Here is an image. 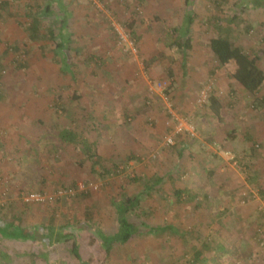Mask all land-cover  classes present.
<instances>
[{
    "label": "rangeland",
    "instance_id": "rangeland-1",
    "mask_svg": "<svg viewBox=\"0 0 264 264\" xmlns=\"http://www.w3.org/2000/svg\"><path fill=\"white\" fill-rule=\"evenodd\" d=\"M48 3L52 13L46 15L47 25L69 38L66 53L74 74L62 70L49 34L36 41L28 34V12ZM189 14L194 48L187 50L177 72L174 64L184 53L172 43L180 39L178 27ZM218 23L231 28L233 43L264 70V0L258 5L250 0H0V223L36 231L31 233L35 240H22L19 248L10 246L17 240L0 234V264H186L193 259V244L200 247L205 239L228 246L233 242L226 238L236 237L234 233L243 239L239 254L216 258L211 250L204 264H264V141L255 142L250 172L235 166L225 152L240 158L233 149L245 152L253 142L221 143L228 130L245 131L249 121L262 125L251 102L253 96L264 97V85L251 94L232 79L235 62L218 65L210 47ZM171 31L176 35L171 37ZM208 84L209 94L225 105V120L214 118L207 103L199 102ZM181 85L188 92L176 93ZM169 107L196 127L199 139L188 138L190 146L182 154L179 136L174 144L164 143L173 125ZM66 129L96 142L104 166L115 162L122 172L93 173L83 145L62 141ZM159 175L164 177L159 187L143 192L148 179L153 183ZM176 187L207 193L211 205L177 202ZM61 188L75 193L57 195ZM30 192L47 198L28 202ZM122 192L141 194L148 224L199 227L204 239L198 240L196 231L190 242L171 232L145 234L105 251L97 229L116 232V202ZM219 199L225 216L218 217L214 202ZM85 220L87 228L80 225ZM216 222H221V232ZM49 236L52 242H47ZM73 242L81 259L72 252Z\"/></svg>",
    "mask_w": 264,
    "mask_h": 264
},
{
    "label": "trees",
    "instance_id": "trees-1",
    "mask_svg": "<svg viewBox=\"0 0 264 264\" xmlns=\"http://www.w3.org/2000/svg\"><path fill=\"white\" fill-rule=\"evenodd\" d=\"M190 0H186V3H188ZM261 0H250V2L258 5ZM4 3V2H3ZM52 13V3H48L45 6H38L36 8H31V10L28 12V34L32 40H40L42 39L43 35L49 34V36L52 38V40L56 43V49L58 50V54L60 55V61L63 64L62 70L64 72L73 73L71 69V64L68 62V43L69 38L66 37V33L61 30L58 33H55L54 29L49 27L47 24L46 15L47 13ZM67 15V14H66ZM66 17H63V20L61 22L62 27H66ZM193 22V16L191 14L187 15L186 22L184 25L179 27L180 34L183 37H186V30L190 27V24ZM217 31L219 32L216 36L212 37L210 40V47L212 52L214 53V56L218 62L219 66H224L226 64H229L231 62L236 63L235 70L231 73V77L234 78L240 85L244 87V89L251 93L256 94L258 93L263 85H264V70L257 64L256 59L246 52L243 47L240 45H236L233 43L230 37L231 28H229L228 25H223L221 23L217 24ZM62 38V41H60L58 38ZM183 46L184 48H190L191 43L188 38L183 40ZM58 54L56 56H58ZM89 61L92 60L91 57L87 58ZM66 65L68 67H66ZM260 103V102H259ZM261 106V104H259ZM207 106L209 109L210 114L216 118L217 120L223 119V103L221 98L216 95L215 93H212L209 96ZM257 106V104H256ZM129 121H131V118H128ZM238 129L233 128L229 131H227L225 136V141L235 140L236 134ZM81 137V138H80ZM185 137L188 138H195L196 136H190L189 134H181L179 135V138ZM215 138V137H213ZM61 139L65 144H82L83 152L85 153V157L91 161V169L92 172L97 174L98 176L105 177L107 174H118V172H122L123 168H120L118 163H111L112 165L107 168L104 166L102 162V156L98 153L96 149V142H90L88 139L84 138L82 136V133H78L75 131H70L69 129H66L61 132ZM185 139V140H186ZM2 139H0L1 141ZM248 141H252L253 138L250 136H247ZM253 142V141H252ZM1 145V142H0ZM223 147H226L224 143H222ZM256 148L255 142H253V145L250 147L249 150L242 152L236 150V147L233 149L236 152H238L242 157L237 158L239 161V167L241 169L246 168L247 171H251V162L250 157H253L254 151ZM179 153V152H178ZM182 154V152H180ZM132 156H135V154H132ZM238 157V156H237ZM132 158V157H131ZM134 158V157H133ZM102 170V171H101ZM212 174V173H209ZM167 178H172L171 174L166 175ZM133 181H137V177H132ZM164 177L162 175H159L155 177L153 183L150 181L151 179H148V182L145 183L144 188L145 190L143 192H152L155 188H158L162 182ZM250 183H254L253 179L250 177ZM254 187H258V184H254ZM142 192V193H143ZM176 201L177 202H192L195 203V206L201 207V204L203 203L205 208H208L211 205V201L209 202L210 198L207 193L204 192H198V191H190L186 187H176L173 191ZM141 194H133L128 195L125 192H122L120 195H118L117 202H116V212H117V227L115 233L112 234H106L102 230L97 229V234L100 240L104 244L105 251H110V248L114 245H124L128 242H130L134 237L136 236H143L145 234H160L165 232H171L174 233L175 236H178L186 242H190V237H193V233L198 230L196 228L194 231L190 228H182L176 226L174 223H168L164 225H150L147 222L144 221V219H147L149 215V209L146 208V206L143 204V199L140 196ZM187 196V197H186ZM216 206V210L220 212L218 214V217L221 215H226L224 212L220 210L219 204H221V199L214 202ZM202 206V207H203ZM227 211V209H226ZM137 218V221L133 218ZM93 219V218H92ZM141 219L140 221H138ZM209 221V223H211ZM79 223V222H78ZM208 223V224H209ZM6 227L4 229L14 228L15 232L18 235L26 236L28 237L24 231V228L20 223L15 222H9L6 223ZM89 223L87 220L80 223L82 227L87 226ZM84 225V226H83ZM215 225H217L218 230L221 232V222H216ZM87 228V227H84ZM28 234H35L36 231H32L30 233V228L27 229ZM203 230V229H202ZM201 230V231H202ZM201 231L198 232V240L199 238L201 240L204 239V237L201 236ZM53 230H50L49 233L52 235ZM203 232V231H202ZM200 233V234H199ZM224 233V232H223ZM225 236H229V234L224 233ZM236 237H233L230 235V238H226L228 241L229 239H233V243L226 246L222 241H216L215 245L213 242H207L202 241L201 246L199 247L198 244H193L191 246V250L194 251L193 259L187 260L186 264H204L207 260V253L211 250H214L216 253V258L220 257L222 258V255H226L228 252L232 253L233 256L239 254L240 247L238 246V243L242 241L243 239L241 237H237V233H234ZM203 235V234H202ZM35 236V235H34ZM36 237V236H35ZM50 242H52L51 236L48 237ZM242 243V242H241ZM197 247V249H195ZM233 248V249H232ZM239 248V249H238ZM238 249V250H236ZM236 250V251H235ZM72 252L74 255L81 259L80 252H79V246L73 242L72 243ZM84 262V261H83ZM85 264H90V262L85 261ZM221 264V263H219Z\"/></svg>",
    "mask_w": 264,
    "mask_h": 264
},
{
    "label": "crops",
    "instance_id": "crops-1",
    "mask_svg": "<svg viewBox=\"0 0 264 264\" xmlns=\"http://www.w3.org/2000/svg\"><path fill=\"white\" fill-rule=\"evenodd\" d=\"M183 24H181L180 26H182ZM179 26V27H180ZM179 27H178V30H179ZM190 28H191V26L186 30V35L190 32ZM175 31V30H174ZM174 31H171V37L174 35H176V32H174ZM176 38H180V39H178L176 42H173L172 43V45L175 43L176 44V46L178 47V48H180V50H182L183 51V53L184 54H182V59H181V61H180V63L179 64H174V66H177V68H175V71H179V67H183L184 65H185V62H186V57H185V54H188V52L189 51H187V50H190V49H193L194 48V46H193V43H192V39L190 38V36H189V34H188V37H183V36H181V37H179L178 35L176 36ZM186 38H188L189 39V41H190V43H191V47L190 48H184V46H183V40L184 39H186ZM206 52H208V49L206 48ZM206 62V61H205ZM184 75V71L181 73V77ZM179 78V77H178ZM233 79V78H232ZM178 80V79H177ZM187 87L188 88H191V85H192V83H190V82H187ZM185 90L187 91V88H185ZM185 90H183V87H182V85H181V87H179L177 90H176V93H182V92H185ZM190 90L191 89H189V92H190ZM188 92V91H187ZM184 97L185 96H187V94L186 93H184V95H183ZM260 102V103H259ZM252 105L254 106V108H255V111L261 116V119L259 120L260 121V123L262 124L261 126H259V123H258V121H256V122H254V123H251V122H253V121H249L248 123V125H247V128H246V130L245 131H237V136H236V139L235 140H239V141H248L247 140V136H250V137H252L253 138V142H256V141H264V97L262 98V99H260V100H258V99H256V97L255 96H253V98H252ZM256 104H257V106H256ZM259 104H261V106L259 105ZM224 107H225V105H223V109H224ZM136 111V113H137V111L138 112H142L140 109H138V108H136L135 110H134V112ZM223 114H224V110H223ZM259 115H257L256 114V117H258ZM1 117V116H0ZM223 120H225L224 118H223ZM253 120V119H252ZM251 123V124H250ZM0 124H2L1 122H0ZM2 126V125H1ZM19 127H21L20 125H19ZM22 128V127H21ZM23 129V128H22ZM229 131V130H228ZM216 131H211V135L212 134H214ZM227 133V132H226ZM226 133H224L223 134V138L221 137V143H224V145L225 146H228V142H230V141H225V136L227 137V135H226ZM185 137H181L180 139H179V142H178V144L180 145V147H179V153L180 152H184V151H188V147L190 146V144H189V142H190V140H188V139H186ZM199 138L197 137V138H194L193 140H191V141H194V140H198ZM251 141V142H252ZM262 143V142H261ZM204 144V143H203ZM204 147L206 148H208L209 146L208 145H206V144H204ZM197 156V155H196ZM14 165V164H13ZM2 169L4 168V166L2 165V166H0ZM6 168V167H5ZM8 168V167H7ZM13 168H16V166L14 165V167ZM215 169H217V167H215ZM6 223H0V234L1 235H4V237H6V238H8V239H15V240H17V241H15V240H13V241H15L14 242V245L12 244V245H10V246H16L17 248H19L20 247V245H18V244H21L20 242L22 241V240H27V241H34L35 240V236L34 235H32V234H28L27 232H25L27 235H29L28 237H26V236H22V235H18L16 232H15V229L12 227V228H9V229H4L5 227H6ZM34 228H36V227H34ZM24 231H26L25 229H24ZM231 241H233V239H231ZM47 242H50V240L48 239V241ZM242 241H240L239 243H238V246L240 247V251L242 250V247H243V244L241 243ZM245 244H247V243H245ZM247 246H248V249H250V248H252V247H254V245H252L251 246V243H250V245L249 244H247ZM239 249V248H238ZM238 249H236V250H238ZM235 250V251H236ZM15 252H17V251H15ZM18 253V252H17ZM247 255V254H246ZM18 257V256H17ZM232 257V256H231ZM21 257H18V258H16V260H19Z\"/></svg>",
    "mask_w": 264,
    "mask_h": 264
},
{
    "label": "built area",
    "instance_id": "built-area-1",
    "mask_svg": "<svg viewBox=\"0 0 264 264\" xmlns=\"http://www.w3.org/2000/svg\"><path fill=\"white\" fill-rule=\"evenodd\" d=\"M122 39L126 40L125 36L122 34ZM210 84L207 85V87H204L201 90L200 93V99L199 102L201 104H206L208 102L209 99V89H210ZM150 90L152 92H154V86L151 85L150 86ZM166 95L164 94L163 97H165ZM167 98V97H166ZM168 99V98H167ZM169 112H170V116H172L173 119V125L170 126L169 131L165 134L164 137V143L166 145H171L175 143V139L181 135V134H189L190 136H196V127L194 125V123L192 121H190L189 118L185 117V116H181L178 115L177 113L174 112V110H172L171 107L168 108ZM227 154V158H229V160L235 165L238 166V159L236 158V156L234 154H232L230 151H226L225 152ZM241 158V157H240ZM73 192V194L75 193V191L72 188H61L57 191V195H64V194H68ZM45 198H47L46 196L42 195L41 193L38 192H30L27 193L25 195V200L26 201H42Z\"/></svg>",
    "mask_w": 264,
    "mask_h": 264
}]
</instances>
